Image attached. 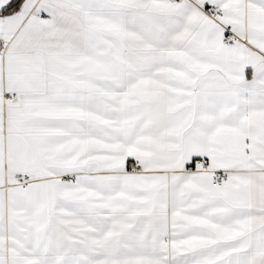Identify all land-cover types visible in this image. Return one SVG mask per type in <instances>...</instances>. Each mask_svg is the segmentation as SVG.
<instances>
[{
    "label": "snow or ice",
    "instance_id": "6c2138e0",
    "mask_svg": "<svg viewBox=\"0 0 264 264\" xmlns=\"http://www.w3.org/2000/svg\"><path fill=\"white\" fill-rule=\"evenodd\" d=\"M0 264H264V0H0Z\"/></svg>",
    "mask_w": 264,
    "mask_h": 264
}]
</instances>
